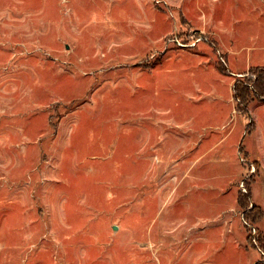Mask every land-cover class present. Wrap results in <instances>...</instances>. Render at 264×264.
<instances>
[{
    "label": "rangeland",
    "instance_id": "rangeland-1",
    "mask_svg": "<svg viewBox=\"0 0 264 264\" xmlns=\"http://www.w3.org/2000/svg\"><path fill=\"white\" fill-rule=\"evenodd\" d=\"M256 69L264 0H0V264L264 263Z\"/></svg>",
    "mask_w": 264,
    "mask_h": 264
},
{
    "label": "trees",
    "instance_id": "trees-1",
    "mask_svg": "<svg viewBox=\"0 0 264 264\" xmlns=\"http://www.w3.org/2000/svg\"><path fill=\"white\" fill-rule=\"evenodd\" d=\"M218 69L221 73H226V70H224L222 65H220ZM250 73L252 74V77H256L255 80H249L248 82L240 81L237 82L234 87V101L238 105L240 114L242 113L245 116L249 115V109L256 100L264 101V70L256 69ZM247 134H253V130H247ZM241 205H243V202ZM255 214L256 209L250 213V216L254 217ZM251 233V237L248 238L249 244L256 250L260 249V246L264 248V237H262V234H259V238L255 240L254 232L252 231Z\"/></svg>",
    "mask_w": 264,
    "mask_h": 264
},
{
    "label": "built area",
    "instance_id": "built-area-1",
    "mask_svg": "<svg viewBox=\"0 0 264 264\" xmlns=\"http://www.w3.org/2000/svg\"><path fill=\"white\" fill-rule=\"evenodd\" d=\"M255 79H256V77H253V80H255ZM256 235H257V234L255 233V234H254V239H255V240H256V237H255ZM256 246H257V244H256ZM263 259H264V253H263Z\"/></svg>",
    "mask_w": 264,
    "mask_h": 264
},
{
    "label": "water",
    "instance_id": "water-1",
    "mask_svg": "<svg viewBox=\"0 0 264 264\" xmlns=\"http://www.w3.org/2000/svg\"><path fill=\"white\" fill-rule=\"evenodd\" d=\"M115 231H116V229H115Z\"/></svg>",
    "mask_w": 264,
    "mask_h": 264
}]
</instances>
